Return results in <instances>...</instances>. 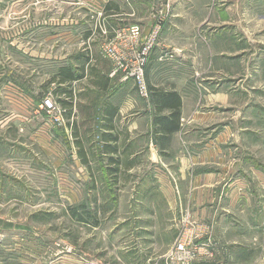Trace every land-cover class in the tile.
I'll list each match as a JSON object with an SVG mask.
<instances>
[{
	"label": "rangeland",
	"instance_id": "rangeland-1",
	"mask_svg": "<svg viewBox=\"0 0 264 264\" xmlns=\"http://www.w3.org/2000/svg\"><path fill=\"white\" fill-rule=\"evenodd\" d=\"M56 1L53 0L51 8L50 32L38 30L39 20H4L5 86L0 108L4 123L3 128H0V264H127L130 257L125 251L131 247L132 241L124 239L127 231L122 225L135 218L139 221L140 218L165 220L161 207L157 214L137 207L141 202L146 207L149 203L157 204L155 201L160 197L140 193L141 187L156 189L157 181L131 176L119 180L117 186L107 187L99 180L97 190H93L90 178H87V169L78 160L73 138L69 129H66L67 119L66 126L60 127L45 114L37 112L38 102L43 97L56 98L57 85L50 84V79L60 67V62L63 59L73 61L85 49L81 37L75 34L62 36L67 30V21L63 19L76 16L80 12L75 9L78 6ZM201 1L203 7L207 5V13L227 7L231 12L240 13L242 35L245 43L250 42L251 45H246L242 52L233 53L230 56L234 60L232 65L229 64L227 71L218 73L217 68H221L215 63L212 69L204 73L202 64L200 67L194 60L191 62L190 55L194 53H183L189 62H184L185 67L179 69V72H186L185 80L190 79L192 82L193 79V85L200 83L201 88L205 85L210 87L212 93L228 94L227 105L225 100L215 99L212 106L215 113H221V117L227 119L228 131L224 139L227 140L228 148L223 153H227L228 160H238V168L243 164V159L250 163L252 159L257 160L264 166V0ZM7 6L9 12L28 9V6L23 5L16 8L10 3L5 4V8ZM190 21L186 20L185 23ZM23 23L31 24L32 27L36 24V32L19 35L13 31L14 27ZM213 25L206 23L200 26V30H220L219 23ZM101 27L105 34L104 37H97V43L123 41L124 38L120 36L111 41L104 23ZM130 42L132 44V37ZM95 57L97 65L108 72L112 70L110 62L98 55ZM204 74L207 77L205 83ZM89 80L76 86L77 94L85 90L84 86L89 85ZM18 83L22 85L18 86ZM131 83L128 91L136 94L134 83ZM185 84L191 88L193 86L182 80L171 88L184 93ZM24 86L30 87L31 91L32 88L38 90L35 99L24 93L21 95L22 92L18 93V89L21 91ZM119 86L117 82L111 90H117ZM113 101L119 104V96ZM99 124L97 119L95 128ZM93 165L96 170L98 162ZM244 172L246 176H241L246 178L242 179L244 185L242 181H239L240 184L237 181L233 183L229 197L218 198L217 203L221 209L209 219L214 222V232L218 239L232 249L231 264H264V259H256L251 250L241 254L239 247H251L253 238H264V173L256 180L259 188L253 194L252 174L248 169ZM113 191L115 200L112 199ZM215 197L212 199L215 200ZM204 198L201 199L202 205ZM182 199L187 200L185 196ZM205 202L207 205L208 201ZM232 204L234 206L230 207ZM82 205L94 213L98 225L93 222L79 223L72 218L70 209H81ZM222 214L230 215V218H222ZM179 216L181 218V213ZM171 217L173 220L175 215ZM169 218L167 221H171ZM150 231L152 234L146 237L156 244L158 241L167 242L172 235L163 232L162 228H151ZM151 240L147 245L153 247ZM262 246L261 251L264 253V244ZM146 263L154 264L152 261Z\"/></svg>",
	"mask_w": 264,
	"mask_h": 264
},
{
	"label": "crops",
	"instance_id": "crops-1",
	"mask_svg": "<svg viewBox=\"0 0 264 264\" xmlns=\"http://www.w3.org/2000/svg\"><path fill=\"white\" fill-rule=\"evenodd\" d=\"M56 2L75 5L78 6L75 9L80 10L76 16H71V19H69L70 16L63 19L67 21V30L62 36L75 34L81 37L85 43L83 51L91 52L93 64L96 63L95 55H98L99 58L107 59L113 68V63L103 54L105 44H99L96 41L97 37H104L101 24L104 23L111 41L118 36L124 38L123 41L113 43L118 44L123 51L128 52L135 48L130 44L132 26H140L144 37L149 33L155 20L161 16L160 14L164 15L159 43L152 51L146 68V79L148 84L155 89L176 91L180 95L182 99L180 131L173 135L166 147L157 145L153 136L155 108L150 99L144 100L137 93L136 95L128 91L129 83L132 84L131 81L121 82L119 79V84L121 83L120 85L124 87L116 94L120 100V114L116 125L122 133L117 145L118 151L116 154L106 153L100 145L99 150L95 151L99 154V158L96 159V156L90 159L91 172L94 178H104L105 175L109 178L115 177L111 175V172L104 170L114 167L113 164H108L110 158L114 157L121 160L118 173L119 180L139 176L146 181H157L158 189L145 186L140 188L141 191L139 190L142 194L160 197L155 201L157 204L149 203V206L146 207L141 202L137 207L150 211V213L155 212V214L160 212L159 207H161L165 220H143L140 218L139 221L135 218L129 219L127 221L129 223L126 222L127 224L122 225V227L127 231L123 236L124 239L132 241L131 247H127L125 251L126 255L128 254L130 257L127 264H147L146 261L164 264L162 259L178 236L179 224L184 213L190 214L192 219L199 223L212 224L214 232V222L209 218H212L214 212L221 209L217 201L225 196L229 197L231 187L236 181L239 184V181H242L241 183L244 185L242 179L246 178L241 176H246L244 172L246 169L252 174L254 180L251 183V191L253 194L257 193L256 190H258L259 185H257L256 180L258 181L264 173L263 164L257 160L252 159V163H250L243 159L241 161L243 164L238 168V160L235 158L228 160L227 153H223L228 148L227 140L224 139L225 133L228 131L227 119L222 118L221 113H215L212 106L216 101L215 99L225 100L227 105L228 94L212 93L209 91L210 87L205 85L201 88L202 84L200 83L195 82L198 85H193L192 78V82L190 79L185 80L186 72L184 74L179 72V69H184V62H189L187 56L183 54L187 52L194 53L193 56L190 55L191 62L193 63L194 60L200 67L202 64L204 73L212 69L214 63L221 68V70L217 68V73L222 70L227 71L229 64L234 61L230 56H233V53L244 51L246 45H251L250 42L245 43L242 35L243 24L240 13L231 12L228 7L214 11V13H207V5L203 7L201 0H57ZM9 3L16 8L21 5L28 6V9L9 12L8 6L5 8V4ZM52 4L53 0H0V108H2L5 86L3 77L4 20H39L38 30L50 32ZM212 19L214 23L210 22ZM186 20L192 22L185 23ZM206 23L209 26H215L213 24L219 23L220 30L201 31L200 26ZM30 25L28 23L17 25L13 31H17L19 35H25L27 32L34 34L36 24L33 27ZM142 40L143 38L141 42ZM68 62L69 60L63 59L59 65L62 66ZM236 65L238 66V63ZM112 70L109 71V74ZM119 78L121 77L119 76ZM205 78L207 77L204 74V83ZM182 80L191 83L192 88L185 84L183 88L186 91L182 89L184 93L177 88H171L173 84L175 86ZM76 83L74 85L78 87L83 82ZM21 88V91L18 89V93L22 92L21 95L24 93L29 98L35 99L37 89L32 88L33 91H31L30 87ZM76 112L77 109L75 108L74 113ZM223 121L224 123H222ZM3 124V112L0 109V128H3ZM66 129H69L68 126ZM123 135L128 136L127 139L122 137ZM237 149L238 147L235 150ZM78 160L81 163L79 157ZM93 162H98V167L104 166V169L101 168V172L96 171ZM126 164L129 166L126 167ZM84 167L86 166L84 165ZM86 169L87 178L91 179L90 170L87 167ZM229 181L234 182L228 183ZM182 196H185L187 200L183 201ZM213 196H216L215 200L212 199ZM203 197L205 198L202 205ZM205 201H208L207 205ZM179 213H181V218ZM172 214L175 215L173 220ZM256 215L258 216L257 212ZM168 217L171 221H167ZM222 218L229 219L230 215L225 214ZM169 222L170 224H167ZM151 228L153 230L162 228L163 232L170 235L172 233V235L167 242L158 241L156 244L155 241L146 237V235L152 234ZM214 238L217 256L212 264H231L229 262L232 257L231 247L224 246L215 232ZM149 240L153 241L152 245L155 250L150 247L151 245H147L150 243ZM263 244L264 238H253L251 247L249 245H239V247H241V254L251 250L256 259H264V253L261 251ZM162 249H164L163 252L160 251Z\"/></svg>",
	"mask_w": 264,
	"mask_h": 264
},
{
	"label": "trees",
	"instance_id": "trees-1",
	"mask_svg": "<svg viewBox=\"0 0 264 264\" xmlns=\"http://www.w3.org/2000/svg\"><path fill=\"white\" fill-rule=\"evenodd\" d=\"M103 60L108 61L104 58ZM87 79H90L89 85H85V90L77 94L74 84ZM118 80L117 76L110 77L107 70L96 63L93 64L90 51H83L76 55L73 61L58 67L50 79V84L57 85L55 96L58 104L66 110L67 125L71 131L78 157L81 163L90 170L92 176L90 184L93 190H97L99 180L107 187L117 186L119 183L118 173L121 165L119 158H110L108 164H113L114 167L108 169H104V166L101 167L105 171L111 172V175L115 176L113 178H109L107 175L100 179L94 178L90 165L91 158L96 156V159L99 158V154L95 151L99 150L100 145L106 153L116 154L118 151L117 145L122 133L116 122L119 120L120 109L119 104L115 103L113 99H117V92L124 86H121L120 83L117 90H111L113 86L117 85ZM148 89L150 101L155 108L153 136L157 145L166 147L173 135L181 129L182 99L176 91L155 89L149 84ZM110 91L111 93L108 94ZM75 108L77 109L76 113H74ZM97 119L100 124L95 128L94 123ZM122 137L127 139L128 136L123 135ZM128 166L126 164V167ZM101 168L97 166L96 171H100ZM112 195V199L115 200V191ZM81 207V209H77V207L70 209L72 218L79 223L91 224L93 222L98 225L99 221L94 213L85 205Z\"/></svg>",
	"mask_w": 264,
	"mask_h": 264
},
{
	"label": "built area",
	"instance_id": "built-area-1",
	"mask_svg": "<svg viewBox=\"0 0 264 264\" xmlns=\"http://www.w3.org/2000/svg\"><path fill=\"white\" fill-rule=\"evenodd\" d=\"M167 8L169 9V6ZM160 15L144 37L140 26H132L131 45L135 46L134 49L126 52L114 43L105 44L103 47L104 56L114 65L110 77L120 76L121 82L132 81L138 95L144 100L150 99L145 75L151 53L158 45L162 32L164 15ZM102 33L105 34L104 29ZM37 107V112L45 114L54 124L66 126V110L58 104L54 96L43 97ZM216 256L213 225L199 223L193 220L190 214H186L180 221L175 242L162 260L164 264H212Z\"/></svg>",
	"mask_w": 264,
	"mask_h": 264
}]
</instances>
